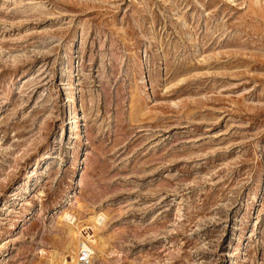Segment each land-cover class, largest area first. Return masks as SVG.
Instances as JSON below:
<instances>
[{
    "label": "rangeland",
    "instance_id": "374dc122",
    "mask_svg": "<svg viewBox=\"0 0 264 264\" xmlns=\"http://www.w3.org/2000/svg\"><path fill=\"white\" fill-rule=\"evenodd\" d=\"M77 226L92 264H264V0H0V264Z\"/></svg>",
    "mask_w": 264,
    "mask_h": 264
},
{
    "label": "bare ground",
    "instance_id": "6f19581e",
    "mask_svg": "<svg viewBox=\"0 0 264 264\" xmlns=\"http://www.w3.org/2000/svg\"><path fill=\"white\" fill-rule=\"evenodd\" d=\"M72 216L70 214H65V219L67 220H72ZM103 218V215L102 214H99V215H95L93 217V222H94V225H95V222L96 223H99L101 222ZM93 225V224H92ZM76 231H74V228L71 227V235H72V242L71 244H68L65 249H69V246L70 247H73L72 249V252L71 254L67 255V256H64V255H61L58 259H57V263L56 264H72L73 260H74V257H75V253L77 251V248H78V245H80V243H86L89 245V247L92 249V252L94 253L93 257L96 256V255H102V248H103V244H102V241L100 240V238H95V235L94 236H85V235H82V229H85V228H81L80 226H77L76 228ZM97 253V254H96Z\"/></svg>",
    "mask_w": 264,
    "mask_h": 264
},
{
    "label": "built area",
    "instance_id": "2783aa9c",
    "mask_svg": "<svg viewBox=\"0 0 264 264\" xmlns=\"http://www.w3.org/2000/svg\"><path fill=\"white\" fill-rule=\"evenodd\" d=\"M92 249L86 243H80L72 264H92Z\"/></svg>",
    "mask_w": 264,
    "mask_h": 264
}]
</instances>
